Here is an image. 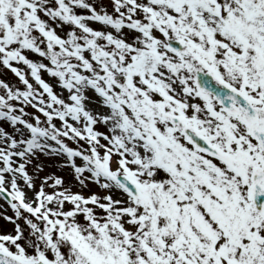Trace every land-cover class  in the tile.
Here are the masks:
<instances>
[{"label": "snow or ice", "instance_id": "6c2138e0", "mask_svg": "<svg viewBox=\"0 0 264 264\" xmlns=\"http://www.w3.org/2000/svg\"><path fill=\"white\" fill-rule=\"evenodd\" d=\"M111 8L0 0V264H264V0Z\"/></svg>", "mask_w": 264, "mask_h": 264}, {"label": "rangeland", "instance_id": "374dc122", "mask_svg": "<svg viewBox=\"0 0 264 264\" xmlns=\"http://www.w3.org/2000/svg\"><path fill=\"white\" fill-rule=\"evenodd\" d=\"M89 2L94 3L97 7H99V5L101 3L107 4L108 10L112 11L111 0H89ZM77 12H87V10L78 8ZM88 23L91 26H93L94 28L102 27V25L99 24L98 22L88 21ZM65 27H68V26H65ZM57 31L59 34L64 35V29L57 28ZM29 55L33 59H41L40 57H38L35 54L29 53ZM43 76L46 80H48L50 83H53L55 85V80L53 78H51L50 76H48L47 73H43ZM0 78H3L6 81H9L13 84H16L18 82L15 75L13 73H11L10 70H8L2 66H0ZM57 90H59V89H57ZM28 110L29 111H35V109H32V108H29ZM37 114H39V113H37ZM97 127L102 129V125H97ZM69 143L71 144L72 142L69 141ZM81 143H84V142L81 141ZM73 146H75V145H73ZM37 163H42L44 165L43 170L38 173V177L42 178L43 176L49 175V174L60 175L64 178L66 184L73 185V190H81L78 185H74V177L72 175V169L68 168V167H62L61 163L59 162L58 159L50 158L46 155H40L38 160H34L32 164L28 165V170H29L30 174L36 173L35 165ZM39 183H40V179L38 178L36 180L37 186L39 185ZM92 190L96 191L97 193L103 194L102 190L99 189L98 187L92 186ZM83 191L85 193H87L88 189L85 188V189H83ZM5 215L13 216L14 212L11 209V207L9 205H7V203L2 198H0V233H12L14 231V224L12 222H10L9 220L5 219ZM20 223L23 225L24 222L21 220Z\"/></svg>", "mask_w": 264, "mask_h": 264}, {"label": "bare ground", "instance_id": "6f19581e", "mask_svg": "<svg viewBox=\"0 0 264 264\" xmlns=\"http://www.w3.org/2000/svg\"><path fill=\"white\" fill-rule=\"evenodd\" d=\"M25 190H26V189H25ZM26 191H28V190H26ZM28 194L31 195L30 191L28 192Z\"/></svg>", "mask_w": 264, "mask_h": 264}]
</instances>
